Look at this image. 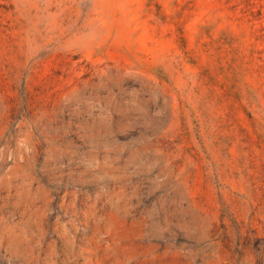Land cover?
<instances>
[{
  "label": "rangeland",
  "instance_id": "374dc122",
  "mask_svg": "<svg viewBox=\"0 0 264 264\" xmlns=\"http://www.w3.org/2000/svg\"><path fill=\"white\" fill-rule=\"evenodd\" d=\"M0 264H264V0H0Z\"/></svg>",
  "mask_w": 264,
  "mask_h": 264
}]
</instances>
